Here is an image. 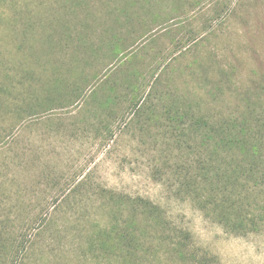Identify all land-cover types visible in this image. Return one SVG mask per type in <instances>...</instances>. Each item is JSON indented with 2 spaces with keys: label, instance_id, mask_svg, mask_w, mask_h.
<instances>
[{
  "label": "rangeland",
  "instance_id": "rangeland-1",
  "mask_svg": "<svg viewBox=\"0 0 264 264\" xmlns=\"http://www.w3.org/2000/svg\"><path fill=\"white\" fill-rule=\"evenodd\" d=\"M69 2L47 0L41 6L45 20L61 18V24L85 33L99 22L94 19L99 12H88L86 19L80 8L100 10L109 3L124 18L123 10L132 6V22L125 26L131 38L116 54L107 44L93 43L86 58L97 51L96 59L84 64L80 56L70 72L68 58V75L62 77L68 79L69 89L49 97L44 88L53 76L47 62L52 50L44 32L33 29L22 51L19 30L8 23L20 14L18 8L38 10L40 0H0V90L7 87L4 94L0 91V227L12 232L9 243L17 240L15 244L24 247L9 264H76L71 250L82 239L78 229L101 230L109 224L108 210L118 203L111 191L161 205L168 217L190 231V248L208 255L211 263L264 264V231L231 235L215 216L188 199L168 196L151 177L156 160L168 156L164 145L174 148L176 156L169 155L173 164L190 165L202 143L194 130L220 128L224 118L238 120L235 132L252 114L264 132V0H74L71 6L79 12L72 16L62 13L69 11L63 8ZM103 32L96 27L92 35L98 38ZM123 64L128 66L121 70ZM25 67L46 70L32 83L21 80ZM112 75L146 77L149 83L142 94L145 98L151 92L146 100L151 108L175 103L178 121L172 125L185 129L186 135L192 131L193 149L185 148V139L179 140L182 149H175L170 138L163 140L159 121L146 123L150 136L148 130L145 135L136 124L138 114L125 105L115 107L113 115L103 113L93 96L101 97L100 88ZM25 88L36 91L27 96ZM70 91L73 94H67ZM159 124L171 127L168 119ZM246 125L254 127L250 121ZM257 139L263 141L264 136L256 132L252 143ZM208 141L209 146L219 143L215 134ZM258 147V157L264 158V145ZM231 155L240 160L247 156L240 146ZM254 192L260 196L249 209L251 217L264 212V181Z\"/></svg>",
  "mask_w": 264,
  "mask_h": 264
},
{
  "label": "trees",
  "instance_id": "trees-1",
  "mask_svg": "<svg viewBox=\"0 0 264 264\" xmlns=\"http://www.w3.org/2000/svg\"><path fill=\"white\" fill-rule=\"evenodd\" d=\"M46 1L40 0L38 10L24 12V10L18 8L20 14H16L17 16L11 18L8 23L18 28L19 48L22 51L26 46V39L32 34L33 29L41 28V31L44 32L42 37L47 43V47L52 50V55L48 56L47 62L53 66V76L45 81L44 90H46L49 97H52L53 93L69 89L68 79L65 76L62 77V75H68L64 70L68 58V72H70L79 62L80 56H83L81 62H84V64H89L88 61L96 59L97 51L94 50L95 52L90 53L89 58H86V53L97 41L101 44H107V50H111L114 54L120 46L126 45L125 42L131 38V35L127 34L130 31L125 26L126 23L132 22V13H129L132 6L127 10H123L124 18L119 14L120 10L109 6V3H104L105 5L99 8L100 10L89 11L80 8V12H84L83 15L86 19L91 15L88 12H99L94 15L99 14L100 18L95 17L94 19L100 20L98 23L96 22L91 30L84 33V29H82L81 32L76 33L77 26L73 29L70 25H63L60 22L61 18L45 20L47 13L42 12L41 6ZM73 3L74 0H70V6H63L64 9L69 8V11H62V13L65 12L72 16L79 12V10H76L78 9L77 6H71ZM102 11L103 13H101ZM105 14L106 16H104ZM26 18L29 19V22H26ZM21 19L23 20L22 23ZM96 27L104 29L103 34L98 38L92 35V31ZM104 37L107 38L104 39ZM30 51L31 49L26 53V57H28ZM137 57L138 54H135L134 60ZM34 64L36 65V63ZM125 66L128 65L123 64L121 70ZM45 70L43 68V72L38 73L34 68L25 67L21 74V80L25 78L26 81L32 83L40 81L41 74ZM124 71H128V69ZM48 77L49 75L46 78ZM147 83L149 81L146 77L139 80L136 76L124 75V77H118V75H112L100 88L101 97L100 94H97L98 96L94 95L93 100L107 115L115 114V107H122L121 109H123L122 105H125V110L134 109L133 115L138 114L135 119L136 124L137 126L141 125L145 135L150 129V125L143 127L146 123L152 121H159L160 123L164 119H168L171 124L170 128H165L166 125L162 126L156 123L159 127L161 126V129H164L160 133V137L163 140L166 138L172 139V146L176 147L175 149L180 144L179 140L183 143L182 140L185 139L183 141L187 143L188 147H178L193 149L190 148V141L193 140L192 137L194 136L191 135L192 131H189L186 135L184 133L185 129H179L178 126L172 125V123L178 121L176 118L178 109H176L175 103H162L157 110L155 107L151 108L152 106L148 102L146 103L151 94L150 92L143 98L142 93L146 91ZM21 84L23 83L21 82ZM6 89L7 87L3 86L0 90L1 93L4 94ZM78 89L75 88V91ZM26 91L27 96H31L36 89L35 91L26 89ZM19 93L22 94V90ZM69 93L73 94L72 91L67 92V94ZM155 95L156 93L153 94L151 99ZM160 100H163L162 97ZM55 102L61 103L59 100ZM126 105L128 109H126ZM156 111L160 114L159 116L155 115ZM246 118L248 119L238 124L244 127L240 129L244 130V133H240V130L234 132L232 128L236 129V124L239 122L236 120L235 123L232 118H224L220 128L200 129L197 130L198 132L194 130L193 134L195 133V135L201 137L202 143L197 146L199 153L197 160L190 165L181 164L180 162L173 164L169 155L174 154V148L164 145L168 156L156 160L153 174H151L156 182L161 183L160 185L163 186L168 196L175 194L176 197L184 200L188 199L193 207L215 216L224 230L235 236H245L252 232L264 231V212H261L259 216L251 217L249 215V209L254 203H258L260 196V194L254 192V188L258 186L259 181H264V158L258 157L260 150L258 146L264 145V140L257 139V142H252L255 139L256 132L262 138L264 132L258 127L256 117L254 118L250 114ZM186 119H189V117ZM186 119H183V122ZM248 121L256 128L247 126ZM206 125L209 126L208 123ZM261 126L264 127V125ZM213 134L216 135L219 143L215 146H209L208 139ZM148 136H150V131ZM248 136L251 142L247 139ZM233 145L234 148L240 146L247 156L241 160L232 156L231 153L234 152ZM170 149L173 151H170ZM222 152L229 153L230 156L223 155ZM174 169V174L165 173V171L168 172ZM111 193L113 197L118 196V203L108 210L109 224L101 230L93 228V231L86 232L82 227L78 229L82 239L77 247H73L71 250L76 264H216L211 263L208 255L202 256L196 250L190 248L189 244L192 241L190 231L168 217L167 211L161 205L148 198H131L112 191ZM260 203H264V201L262 200ZM3 229L5 227L2 228L1 226L0 264H9V262L11 263L19 258L24 247L21 243L15 244L17 240L9 243L12 232H3ZM8 254L11 256V261H9ZM20 261L19 259L18 262ZM74 261H71V263Z\"/></svg>",
  "mask_w": 264,
  "mask_h": 264
}]
</instances>
